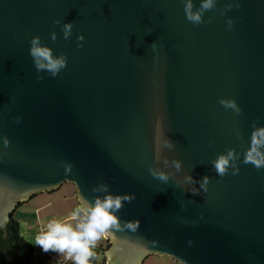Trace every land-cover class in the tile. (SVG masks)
<instances>
[{
    "label": "water",
    "instance_id": "1",
    "mask_svg": "<svg viewBox=\"0 0 264 264\" xmlns=\"http://www.w3.org/2000/svg\"><path fill=\"white\" fill-rule=\"evenodd\" d=\"M188 2L0 0V227L71 183L89 207L121 198L107 264H264V167L246 162L264 129V0H191L200 23ZM36 37L66 60L55 76Z\"/></svg>",
    "mask_w": 264,
    "mask_h": 264
},
{
    "label": "clouds",
    "instance_id": "2",
    "mask_svg": "<svg viewBox=\"0 0 264 264\" xmlns=\"http://www.w3.org/2000/svg\"><path fill=\"white\" fill-rule=\"evenodd\" d=\"M215 0H202V8L210 9L214 6ZM191 0L186 4L187 17L194 23L201 22V13L191 11ZM72 24L64 25L65 38L71 35ZM55 39V33H53ZM83 39V36L80 37ZM31 55L35 58L38 70H47L55 76L66 65L64 57H54L52 50L46 46H41L39 37L32 41ZM226 107L236 108L234 101H221ZM238 110V109H237ZM264 144V129H259L254 133L253 148L246 157V162L253 163L256 167H264V153H260L255 145ZM231 153L228 156H220L215 161V168L219 175H223L229 164ZM176 167H180V162L176 161ZM161 180H168L166 173H154ZM191 179V177H189ZM208 177L203 178L202 187L207 191ZM196 189H193L195 192ZM128 197H125L127 199ZM121 206L120 197L107 196L103 201L97 200L95 207H89L86 201H82L80 206L71 214V219L75 220L81 212L85 214L84 220L76 224L75 228L69 223H62L52 220L47 224V231L36 237L35 243L42 246V250H49L64 253L67 258L74 261V264H89V260L94 253L91 246L97 239L106 233L110 226L119 227L118 218L111 213V209H118ZM129 228H137L138 224H129Z\"/></svg>",
    "mask_w": 264,
    "mask_h": 264
},
{
    "label": "rangeland",
    "instance_id": "3",
    "mask_svg": "<svg viewBox=\"0 0 264 264\" xmlns=\"http://www.w3.org/2000/svg\"><path fill=\"white\" fill-rule=\"evenodd\" d=\"M75 192L77 202L79 203V198L77 195V188L74 184L71 183H65L55 194L53 195H38L37 197L31 199L28 203L21 205L16 210V213L14 214V218L20 222V235L22 238L30 242L36 249V261L33 264H60V260H67V264H74V261L70 258H67L66 254L55 252L56 254H50L49 250L48 252H45L42 250V246L37 245L35 243L36 237L43 232L47 231V224L51 221L52 217H46L48 216V213H54V215H61L64 213H67L72 210L73 204L66 205L64 204L65 200H70V196L73 195ZM50 200L53 201H59L54 203L52 207L46 206L45 208H42V205ZM56 219V218H55ZM79 221H74L72 223H69L75 228L76 224H78ZM102 237L105 239V241L102 239ZM102 237H100L101 244L99 243V240L97 239L94 243V248L91 250L93 251L94 255L97 254V250L99 246H103L105 249L107 245H109V248L106 250L109 251L111 249L112 243L110 240V237L107 233H105ZM99 244V245H98ZM105 253V254H106ZM49 255V257L45 255ZM106 256V255H105ZM51 259V261H50ZM53 260V261H52ZM102 258L99 259V264H103ZM106 261L108 262V259L106 257Z\"/></svg>",
    "mask_w": 264,
    "mask_h": 264
},
{
    "label": "trees",
    "instance_id": "4",
    "mask_svg": "<svg viewBox=\"0 0 264 264\" xmlns=\"http://www.w3.org/2000/svg\"><path fill=\"white\" fill-rule=\"evenodd\" d=\"M24 204L21 203L19 207ZM14 213L11 214V219L6 226L0 227V264H32L35 259L36 249L30 242L21 237V225L14 218ZM102 239L105 241L103 237ZM109 245L105 249L103 246H99L97 254L90 258L89 264H99L98 257L100 256L104 259L103 264H107L105 253ZM175 262L179 264L176 260Z\"/></svg>",
    "mask_w": 264,
    "mask_h": 264
},
{
    "label": "crops",
    "instance_id": "5",
    "mask_svg": "<svg viewBox=\"0 0 264 264\" xmlns=\"http://www.w3.org/2000/svg\"><path fill=\"white\" fill-rule=\"evenodd\" d=\"M60 189V188H59ZM58 189V190H59ZM58 190H55V191H51V192H42V193H39V194H36V195H33L28 201L24 202L25 204L28 203L31 199L37 197L38 195H53L55 194ZM70 200H65L64 201V204L66 205H72L73 204V207H72V210L67 212V213H64V214H61L59 216L57 215H54V213H48L46 217H52L51 221L52 220H57V221H60L62 223H72L74 221H83L84 220V217H85V214L83 212H81L79 214V216L77 217V219L73 220L71 219V214L80 206V203L77 202V199H76V195H75V192L73 193V195H71L70 197ZM56 202H59V201H53V200H50L49 202H47L46 204L44 203L42 205V208H45L46 206L48 207H52L54 205V203ZM19 208V206H18ZM17 208V209H18ZM16 209V210H17ZM16 210L14 211L16 213ZM14 213V214H15ZM56 218V219H55ZM99 240V243L101 244V241L100 239ZM99 245V244H98ZM101 246V245H100ZM94 248V244L91 246V249ZM50 254H56L54 251H50ZM63 254H66L67 255V252H64ZM47 257H49V255H45ZM36 258L37 256L35 255V259L33 261V263L36 261ZM102 258L101 256L98 257V263H99V259ZM103 259V258H102ZM51 261V259H50ZM53 261V260H52ZM32 263V264H33ZM67 264V263H66ZM143 264H177L175 262V260H173L172 258H169V257H166V256H158V255H151L149 257H147L144 261H143Z\"/></svg>",
    "mask_w": 264,
    "mask_h": 264
},
{
    "label": "built area",
    "instance_id": "6",
    "mask_svg": "<svg viewBox=\"0 0 264 264\" xmlns=\"http://www.w3.org/2000/svg\"><path fill=\"white\" fill-rule=\"evenodd\" d=\"M66 263H67V260H63V259L60 260V264H66Z\"/></svg>",
    "mask_w": 264,
    "mask_h": 264
}]
</instances>
